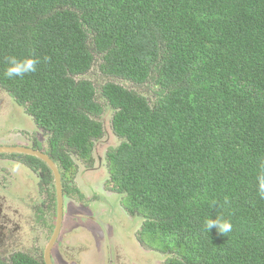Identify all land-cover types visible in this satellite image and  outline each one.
<instances>
[{
  "label": "trees",
  "instance_id": "trees-1",
  "mask_svg": "<svg viewBox=\"0 0 264 264\" xmlns=\"http://www.w3.org/2000/svg\"><path fill=\"white\" fill-rule=\"evenodd\" d=\"M8 56L38 58V70L8 79ZM98 62L152 86L154 101L79 79ZM0 88L49 133L65 192L71 153L89 161L103 136L101 93L121 139L107 154L111 188L166 264H264V0H0ZM217 215L227 235L206 230Z\"/></svg>",
  "mask_w": 264,
  "mask_h": 264
},
{
  "label": "rangeland",
  "instance_id": "rangeland-1",
  "mask_svg": "<svg viewBox=\"0 0 264 264\" xmlns=\"http://www.w3.org/2000/svg\"><path fill=\"white\" fill-rule=\"evenodd\" d=\"M99 64L95 63L91 70L79 79L91 81L98 90L107 82H115L145 96L151 103L154 101L152 86H136L127 81L106 77L100 72ZM97 96L104 107L103 115L97 117L103 126V136L95 142L93 156L89 161L71 153L75 174L70 183V192H64L63 233L53 250V260L56 264L121 262L117 259H123L125 264H166L169 254L150 246L146 236L140 237L143 219L138 214L129 212V204L124 195L112 189L110 191L107 154L120 145L121 139L113 130L114 110L107 105L101 93ZM47 139L45 130L38 128L25 108L0 88V144L10 142L0 147L30 148L33 141V144L44 146L46 150ZM6 158L9 156H0V184L4 183L11 191L1 192L14 197L13 208L18 210L15 217L22 220L28 238L19 236V244L10 251L0 248V259L8 262L14 252H24L42 261L56 223L54 177L50 186L40 187L36 175L27 168L21 171L15 165L4 163ZM2 164L15 179H7L8 170L1 168ZM36 173L38 175V172ZM38 210L43 224L33 223L29 229L30 218L36 216Z\"/></svg>",
  "mask_w": 264,
  "mask_h": 264
},
{
  "label": "flooded vegetation",
  "instance_id": "flooded-vegetation-1",
  "mask_svg": "<svg viewBox=\"0 0 264 264\" xmlns=\"http://www.w3.org/2000/svg\"><path fill=\"white\" fill-rule=\"evenodd\" d=\"M25 108V107H24ZM25 111H26V109H25ZM27 113V112H26ZM28 114V113H27ZM30 117H32L30 114H28ZM33 118V117H32ZM34 120V119H33ZM36 124V123H35ZM37 125V124H36ZM39 128V127H38ZM39 129H41V128H39ZM43 130V129H42ZM46 132V134L48 135V139L46 140V146H48V149H46L45 150V148H44V146H41V145H39V144H33V141H32V143H31V147L30 148H28V149H31V150H34V151H38V152H41V153H43V154H45V155H47L48 157H50L49 156V133L47 132V131H45ZM38 140V139H37ZM38 143H39V141H37ZM41 143H44V142H42V141H40ZM6 143H10V142H6ZM5 142L4 143H2V144H0V145H8V144H6ZM11 147H13V146H3V147H0V148H11ZM20 148V147H19ZM23 148H27V147H23ZM9 156V158H6V159H8V160H3L4 161V163H9V164H11V165H15L16 166V168L17 167H19L20 169H21V171H22V169L24 168H27L31 173H33L34 175H36L37 176V179H39V184H40V187H41V185H43V176H42V171L39 169V168H35V167H33V166H31L30 164H29V162L25 159V157H30V158H35V159H37V160H40L39 158H36V157H34V156H30V155H25V154H9V153H0V156L1 157H3V156ZM18 155H20V156H18ZM22 155V156H21ZM16 159V160H20V162H19V160L18 161H16V160H14V158ZM13 158V159H12ZM18 158V159H17ZM40 161H42V160H40ZM43 162V161H42ZM45 163V162H44ZM55 163V162H54ZM46 164V163H45ZM56 164V163H55ZM21 165H24V166H21ZM47 165V164H46ZM26 166V167H25ZM4 168L5 166H3V164L1 165V168ZM58 167V166H57ZM47 168H48V170H50L49 169V167L47 166ZM5 169H7L6 167H5ZM59 169V168H58ZM1 170V169H0ZM8 170V178L7 179H9V178H11V179H15V177H13L12 176V174H11V172H9V169H7ZM51 171V170H50ZM60 171V170H59ZM36 172H38V175H37V173ZM51 173H52V171H51ZM73 173L75 174V172L73 171ZM61 174V173H60ZM33 175V176H34ZM52 175H53V173H52ZM18 177L20 176V174L19 175H17ZM31 176V175H30ZM53 177H54V175H53ZM62 178V177H61ZM73 178H74V176H73ZM72 178V179H73ZM54 182H55V179H54ZM70 183H71V181H70ZM62 184H63V182H62ZM5 184L3 183H1L0 184V244H1V247L0 248H3L4 250H6V251H10V249H12V248H14V247H16L18 244H19V241L17 240V238H19V236L20 237H23V236H26L27 238H28V232L26 233L25 232V228H24V226H23V224H22V220H20V218L18 217H15L16 216V214L18 213V210L17 209H14L13 208V205H14V203H13V199H14V197L13 196H10V195H6V194H3L1 191H3V190H8L7 188H6V186H4ZM27 185V184H26ZM48 186V185H47ZM50 186V185H49ZM28 187V186H27ZM110 188V191H111V187H109ZM8 191H11V190H8ZM55 191H56V188H55ZM64 192H65V190L63 189V196H64ZM11 193V192H10ZM67 193V192H66ZM20 201H22V200H20ZM20 201H18V202H20ZM63 219H64V201H63ZM33 223H42L43 224V218L41 217V214L39 213V210H38V212L36 213V216L34 215L32 218H30V227H29V229L31 228V226H32V224ZM56 223H57V195H56ZM56 223H55V226H54V230H53V233H52V236H51V238H50V240H49V242L51 241V239H52V237H53V235H54V232H55V229H56ZM62 233H63V220H62V225H61V229H60V232H59V235H58V237H57V239H56V241H55V243H54V246H53V248H52V250H51V258H52V262H53V264H56L55 262H54V260H53V250H54V248H55V246L57 245V242L60 240V238L62 237ZM27 238H25V239H27ZM49 242L47 243V245H46V248H47V246H48V244H49ZM61 245V241H60V243H59V246ZM46 248H45V250H46ZM45 250H44V252H45ZM15 253H24V252H14L13 254H15ZM12 254V255H13ZM24 254H26V253H24ZM11 255V256H12ZM29 256H31L30 254H28ZM11 256L9 257V259H8V262L10 261V258H11ZM32 257V256H31ZM33 259H36V258H34V257H32ZM42 261H40V260H38V259H36V260H38L41 264H45V262H44V254H43V256H42ZM117 260H121V262H117V264H125V261L123 260V259H117ZM6 262V261H5Z\"/></svg>",
  "mask_w": 264,
  "mask_h": 264
},
{
  "label": "clouds",
  "instance_id": "clouds-1",
  "mask_svg": "<svg viewBox=\"0 0 264 264\" xmlns=\"http://www.w3.org/2000/svg\"><path fill=\"white\" fill-rule=\"evenodd\" d=\"M45 59H48L47 57ZM7 67L3 75L8 79L24 78L25 76L35 73L38 69L37 66L40 60L35 57H26L24 59L17 58L16 56L5 57ZM260 194L264 197V184L261 185ZM225 199V203H227ZM215 206V203H213ZM206 230L210 232L213 228H216L218 233L227 235L233 229V225L230 221L223 219L217 215L215 219L207 218L204 224Z\"/></svg>",
  "mask_w": 264,
  "mask_h": 264
},
{
  "label": "water",
  "instance_id": "water-1",
  "mask_svg": "<svg viewBox=\"0 0 264 264\" xmlns=\"http://www.w3.org/2000/svg\"><path fill=\"white\" fill-rule=\"evenodd\" d=\"M0 153L25 154V155H30V156L39 158L40 160H42L43 162L47 164V166L49 167V169L52 171L54 175L56 195H57V223H56V229H55L54 235L44 252L45 264H53L52 258H51V250L59 235L61 225H62V220H63L64 196H63V184H62V178H61L60 171L57 165L54 163V161L50 157L38 151H34V150L23 148V147H20V148L11 147V148H0Z\"/></svg>",
  "mask_w": 264,
  "mask_h": 264
}]
</instances>
